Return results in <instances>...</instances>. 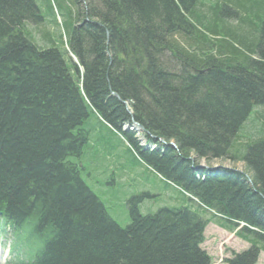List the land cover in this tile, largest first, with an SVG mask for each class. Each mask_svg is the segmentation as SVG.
I'll use <instances>...</instances> for the list:
<instances>
[{
  "label": "trees",
  "instance_id": "obj_1",
  "mask_svg": "<svg viewBox=\"0 0 264 264\" xmlns=\"http://www.w3.org/2000/svg\"><path fill=\"white\" fill-rule=\"evenodd\" d=\"M85 1L92 22L76 0H0V220L19 264H210L200 247L210 221L244 223L236 234L250 247L225 264H254L264 250V0ZM55 11L77 64L55 44ZM131 119L176 150H144L121 130ZM100 137L125 142L183 205L142 213L149 191H131L119 225L80 161ZM201 158L244 170L194 169Z\"/></svg>",
  "mask_w": 264,
  "mask_h": 264
},
{
  "label": "rangeland",
  "instance_id": "obj_2",
  "mask_svg": "<svg viewBox=\"0 0 264 264\" xmlns=\"http://www.w3.org/2000/svg\"><path fill=\"white\" fill-rule=\"evenodd\" d=\"M82 2H78L77 5H81ZM83 8V7H82ZM41 11L45 19V23L53 24L54 19L49 15L46 6L41 4ZM60 18L58 19V25L61 27V32L64 34L65 29L63 23L65 16L60 12ZM47 30L44 28L43 32ZM39 40V39H38ZM58 44V41L56 42ZM90 122L93 126L91 133L97 128L94 121V117L90 116ZM139 135V134H138ZM101 136V135H100ZM142 140V139H141ZM141 144H144L141 141ZM244 140L240 141L243 142ZM117 149L115 141L112 139H105L100 137L98 140H90L81 155L80 161L85 166V181L92 188V190L98 194L103 203L105 204L109 215L121 226H125L130 221L128 210V199L131 195L149 191V197H142L144 203L141 205L140 210L142 213L148 211H156L161 206H180L184 200L181 197H169L162 191V186L159 179L155 174L147 170L146 166L137 162L135 155L126 151L124 144ZM119 153L114 159L109 156V153ZM109 161V162H108ZM199 163L205 165L218 164L224 167L236 168L238 170H244V163L242 161H233L227 158H218L217 160L209 161L208 163L200 161ZM126 169L136 172L138 175H130ZM88 174V176H87ZM131 176V177H130ZM128 178L123 182V178ZM141 177V179H140ZM156 183V184H155ZM151 185L157 187L152 189ZM170 193H174L173 189H170ZM1 245V239H0ZM203 249L207 254L213 257H221V259L228 258L233 252H240L248 247V244L234 236L231 233L219 229L213 223H209L204 230V242L202 243ZM7 250L0 257V264H7L9 255ZM256 264H264V252L260 251Z\"/></svg>",
  "mask_w": 264,
  "mask_h": 264
},
{
  "label": "bare ground",
  "instance_id": "obj_3",
  "mask_svg": "<svg viewBox=\"0 0 264 264\" xmlns=\"http://www.w3.org/2000/svg\"><path fill=\"white\" fill-rule=\"evenodd\" d=\"M26 18L28 19H34L35 18V13L32 11V9L29 7L26 13ZM150 140L149 142L153 145H155L158 148H162L160 146H163L161 152H164L165 150L168 151H175L176 150V145L173 141H165L163 138L161 137H155L152 136L151 134H149ZM152 139V140H151ZM207 175L205 173L202 174V179L205 178ZM252 185V184H251ZM252 189L254 190V187H252Z\"/></svg>",
  "mask_w": 264,
  "mask_h": 264
},
{
  "label": "water",
  "instance_id": "obj_4",
  "mask_svg": "<svg viewBox=\"0 0 264 264\" xmlns=\"http://www.w3.org/2000/svg\"><path fill=\"white\" fill-rule=\"evenodd\" d=\"M116 96V95H115Z\"/></svg>",
  "mask_w": 264,
  "mask_h": 264
}]
</instances>
